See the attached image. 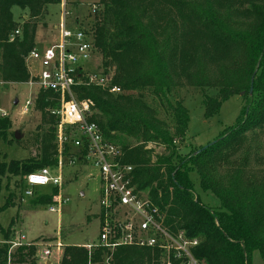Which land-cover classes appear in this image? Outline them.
Returning a JSON list of instances; mask_svg holds the SVG:
<instances>
[{
  "label": "trees",
  "instance_id": "1",
  "mask_svg": "<svg viewBox=\"0 0 264 264\" xmlns=\"http://www.w3.org/2000/svg\"><path fill=\"white\" fill-rule=\"evenodd\" d=\"M61 1L0 0V81L28 79L25 57L35 47L39 19H44L47 5ZM96 4L91 26L83 30L92 38L99 67L112 74V83L121 91L77 88L78 98L93 103L90 121L119 147L120 160L134 167L133 183L158 207L166 229L197 240L191 254L199 264H252L255 252L264 263V170L249 168L250 149L242 147L246 134L264 130V0H98ZM15 6L26 17L21 22L13 17ZM185 87L198 90L205 118L217 114L233 95L244 92L249 97L234 126L213 143L187 153L181 144L187 138L189 112L177 95ZM52 95L40 91L35 102L48 123L40 136L39 154L7 162L5 155L0 157V183L1 177L23 181L30 172L57 164L56 119L45 112L49 105H57L49 102ZM9 127L8 118L0 117L3 140ZM192 175L214 203L202 201ZM44 188L31 198L34 204L49 205L58 192L53 186ZM10 199L11 195L1 208ZM1 231L0 264H37L34 244L10 251V226ZM168 259L171 264H187L172 253ZM165 260L166 254L157 248L121 246L111 252L93 245L89 252L65 246L59 264Z\"/></svg>",
  "mask_w": 264,
  "mask_h": 264
},
{
  "label": "built area",
  "instance_id": "2",
  "mask_svg": "<svg viewBox=\"0 0 264 264\" xmlns=\"http://www.w3.org/2000/svg\"><path fill=\"white\" fill-rule=\"evenodd\" d=\"M65 4L63 0V6ZM65 16L66 12L62 24L57 26L59 40L47 47H34L25 57L29 77L23 83L30 88L31 99L25 100L21 111L26 113L31 109L40 91L53 94L48 98L49 102L57 105H49L45 112L56 119L53 128L57 164L28 173L23 179V195L32 198L36 189L56 187L58 192L52 197L51 204H54L50 209L54 211L56 206L67 201L61 194L64 160L69 164L92 166L99 171L101 188L99 233L96 241L91 240L85 245L89 252L93 245L111 252L121 246L157 248L166 254L163 264H171L168 259L171 253L175 259L187 264H199L191 254L197 240L188 238L182 231L172 234L166 229L158 207L133 183L134 167L120 160L119 147L107 141L98 125L90 121L93 103L88 98H78L77 88L95 86L111 94L121 90L112 83L110 73L91 65L97 59L91 36L83 29L67 26ZM18 33L19 30H15L10 40ZM3 84L0 81V86ZM6 116L7 113L0 110V117ZM67 148H70L68 153ZM23 239L20 236L18 240L9 241V250L29 245L23 243ZM55 246H61L60 242ZM49 254L48 247L42 250L46 264H50Z\"/></svg>",
  "mask_w": 264,
  "mask_h": 264
},
{
  "label": "rangeland",
  "instance_id": "3",
  "mask_svg": "<svg viewBox=\"0 0 264 264\" xmlns=\"http://www.w3.org/2000/svg\"><path fill=\"white\" fill-rule=\"evenodd\" d=\"M98 0H63L58 4L46 6V15L39 20L35 34V47H47L59 40V26L66 12V25L71 28L88 30L93 21V14ZM65 10V11H64ZM13 17L21 22L24 19L23 10L12 8ZM26 18V17H25ZM99 56L93 67L99 66ZM112 75V74H111ZM177 95L183 100L189 112L187 138L181 144L183 153L189 149L204 147L212 143L227 127L234 126L238 116L248 103L247 95H233L225 100L217 114L210 118L204 117V108L198 90L185 87ZM17 99L18 103L13 104ZM31 99V90L24 83L4 82L0 86V110L7 113L10 122L7 140L0 138V157L5 161L11 159L35 158L40 151V136L46 131V123L41 111L35 104L23 113L21 106L25 100ZM18 132L19 139L12 134ZM11 140V141H10ZM243 148L250 149L249 168L255 172L264 170V130L246 134ZM153 148V147H151ZM243 154V153H242ZM240 154V155H242ZM63 191L61 194L67 201L50 211L52 205L34 204L31 197L23 195L24 185L19 177H1L0 183V242L4 241L2 229L10 226V241L18 240L20 236L26 244H34L37 264H46L42 250L49 248L47 257L50 264H59L65 246L84 247L91 240L96 241L99 233V197L100 174L97 168L83 163H63ZM196 190L205 203H214V197L204 194L198 188L196 175H192ZM46 190L44 187L35 192ZM11 195L7 207L1 208ZM10 224V225H9ZM60 242L61 246L55 244ZM252 264H264L258 252L253 254Z\"/></svg>",
  "mask_w": 264,
  "mask_h": 264
},
{
  "label": "water",
  "instance_id": "4",
  "mask_svg": "<svg viewBox=\"0 0 264 264\" xmlns=\"http://www.w3.org/2000/svg\"><path fill=\"white\" fill-rule=\"evenodd\" d=\"M252 84H253V76L251 78V86H250V89H249V94L252 93ZM243 94H244V92H241L240 93V95H243ZM17 103H18V100L15 99L14 102H13V104L16 105ZM14 137H15V139H19L20 138V135H19V133L17 131L14 133ZM204 147H206V146H204Z\"/></svg>",
  "mask_w": 264,
  "mask_h": 264
},
{
  "label": "crops",
  "instance_id": "5",
  "mask_svg": "<svg viewBox=\"0 0 264 264\" xmlns=\"http://www.w3.org/2000/svg\"><path fill=\"white\" fill-rule=\"evenodd\" d=\"M23 17L25 18V15H24ZM55 28H57V26H56V25L54 26V29H55ZM9 241H10V240H9ZM9 241H8V242H9Z\"/></svg>",
  "mask_w": 264,
  "mask_h": 264
}]
</instances>
